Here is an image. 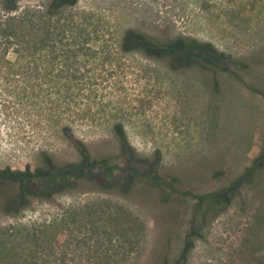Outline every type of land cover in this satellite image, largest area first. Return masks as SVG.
Masks as SVG:
<instances>
[{
  "label": "rangeland",
  "instance_id": "rangeland-1",
  "mask_svg": "<svg viewBox=\"0 0 264 264\" xmlns=\"http://www.w3.org/2000/svg\"><path fill=\"white\" fill-rule=\"evenodd\" d=\"M51 1L8 13L0 0V170L76 162L78 142L123 167L119 132L177 183L169 200L103 178L11 213L0 203V264H264V0H76L47 28ZM128 30L217 53L172 66L123 52ZM32 31L47 41L27 55L17 36Z\"/></svg>",
  "mask_w": 264,
  "mask_h": 264
},
{
  "label": "trees",
  "instance_id": "trees-1",
  "mask_svg": "<svg viewBox=\"0 0 264 264\" xmlns=\"http://www.w3.org/2000/svg\"><path fill=\"white\" fill-rule=\"evenodd\" d=\"M2 3L8 13H13L18 10V0H2ZM75 3L76 0H52L46 10L47 15L41 19L42 23L44 22L45 27L49 28L52 23L49 22L51 18L64 7L73 6ZM9 21L15 22V19L10 18ZM24 22L19 23L22 25L25 24ZM29 22L31 23V21ZM14 26L15 24L12 27ZM47 33H41V38H38L37 34L33 31L28 36L19 34L17 37H25L22 42L24 47L22 51L29 55L36 48L35 45L38 40L40 43H44L45 46ZM186 44L183 41H178L172 45H161L139 32L128 30L122 37L121 49L125 53L140 51L150 58L164 59L172 66H182L186 63H200L202 59H205V56L211 58L217 53L210 45L205 47L195 42ZM212 65L216 66L215 63ZM118 137L120 141V154L127 158V164L123 167L116 166L110 168L109 166H104V164L100 165L101 162L88 152L85 145L82 142H78L77 150L79 159L76 162L54 165L48 155H43L42 164L34 170L30 168L24 171H14L10 168L1 169L0 203L3 211L5 213H11L16 210V207L26 206L34 198L50 199L55 194L66 191L81 182H99L105 185L103 178L110 179L113 183L121 182L123 185L130 186V189L134 186L136 180H142L149 187L158 190L159 196H164L165 200H169L173 194L172 187L177 183L174 181V177L171 175H161L152 161L140 157L137 159L136 153L127 144L124 135L118 132ZM103 166L106 167L105 174L96 171V169H100ZM253 170L247 169L244 176L227 189L200 196L197 201L199 211L207 206L210 208L215 204L226 203L228 199L233 197L235 192L243 184V181L252 177ZM192 245L193 241H190L187 246V251H185L186 254H188Z\"/></svg>",
  "mask_w": 264,
  "mask_h": 264
},
{
  "label": "bare ground",
  "instance_id": "bare-ground-1",
  "mask_svg": "<svg viewBox=\"0 0 264 264\" xmlns=\"http://www.w3.org/2000/svg\"><path fill=\"white\" fill-rule=\"evenodd\" d=\"M146 2V1H145ZM150 3V2H149Z\"/></svg>",
  "mask_w": 264,
  "mask_h": 264
}]
</instances>
